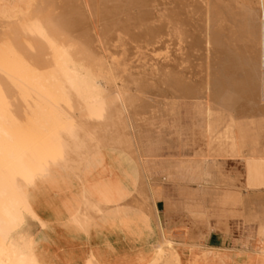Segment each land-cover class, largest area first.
I'll return each mask as SVG.
<instances>
[{
    "label": "rangeland",
    "instance_id": "374dc122",
    "mask_svg": "<svg viewBox=\"0 0 264 264\" xmlns=\"http://www.w3.org/2000/svg\"><path fill=\"white\" fill-rule=\"evenodd\" d=\"M78 1L81 5L77 4L79 7H73V0H45V2L32 0L33 5L26 7L24 15L39 8L41 15L55 14L56 19L59 16L58 19L62 25L64 24L63 28L80 41L82 46L90 49L87 66H75V68L89 87L88 95L96 94L95 106L109 111L111 118L109 116V121H101L102 124L96 125L97 131L101 128L103 130L98 131V134H101L99 136L96 131V135L91 136L84 129L78 130V137L83 140L80 144L75 135L71 137L72 131L76 129L74 117L66 112L58 100H55V104H58L55 115L60 116L61 129L59 130L58 124L54 126L52 122H48L47 140L31 149L25 165L20 169L23 185L27 187L40 183L50 188L47 193L53 189V192L54 190L55 193L57 192V198L64 201L77 197V194L83 190L90 192L95 185L113 182L116 171L143 167L142 172L145 177L143 185L148 184L153 191L156 208L167 234L176 238L183 237L184 231L176 227L181 223L185 226L191 224L194 235L210 247L255 249L256 237L251 236L250 226L245 225L241 218L229 217L226 232L224 229L208 232L201 226L206 219L203 211L205 204L200 199L192 197L185 199V196L187 193L196 195L199 188V184L190 175L192 169H197L195 172L197 176L202 182H206V175L209 172L204 170L206 168L202 160L210 153L218 162V170L222 178L220 190L246 196L248 199L264 197V172L259 155L257 150H249L252 138L264 134L263 17L260 16L259 24L252 28L254 36L245 33L230 36L235 42L225 51L224 37L218 38L217 35L210 36L202 32V22L198 18L201 19L203 6L199 2L197 4L195 0H184L185 6L182 4L183 0H143L144 2L138 7H133L135 12L131 10L130 16L127 17L120 9L123 8L122 5L108 3L107 0L108 4L102 5L97 3L99 0ZM236 1H230L229 7L221 10L220 13H212L210 20L211 26H214L213 33H220L216 28L223 23L225 25L222 26L224 29L221 31L222 34L239 31L241 27L231 26L237 24L242 15ZM41 2L42 4L38 5ZM68 2H70L69 6ZM82 8L87 12L86 19L83 17ZM73 9L76 14L73 13ZM256 10L257 13L261 12L259 8ZM3 11V7H0V49L2 43L6 42L8 35L6 33L10 27V21L3 16ZM230 12L238 15L237 20L230 17ZM75 15L82 16L83 19ZM174 15L182 18L187 15L186 25L183 28L189 30V36L181 44L176 42L170 31L173 27L171 23H174L172 22ZM21 17L19 16L18 20ZM249 20H247V28L244 29L250 32V23L253 22ZM207 44L217 50L214 48L213 51H207L205 49ZM180 45L184 48V52L176 51ZM113 61L115 64L118 61L119 65H125L123 67L118 63L115 65L114 70H117L119 75L123 72L121 70L124 69L125 72L128 70V74L123 72L125 77L122 73V79L138 80L140 90L129 83L131 84V86L128 84L129 91L140 95L144 101H131L127 105L122 99L114 98L113 91H119L122 79L113 83L105 73L107 67L114 63ZM180 76L186 78L188 83L179 82ZM205 92H211L212 95L210 93L207 97L198 95ZM224 93L243 94V96L238 95L237 100L232 101L230 107H225L218 101ZM197 103L201 104L196 107ZM198 109L199 112L217 110L219 118L226 124H222L219 128L215 127L214 131L203 136L194 123L195 119L192 118L193 110ZM241 121H246V124L243 125ZM104 123L111 129L107 125L105 127ZM103 128L105 131L108 129L106 132H110L109 135ZM228 129L232 132H228ZM101 131L104 132V136L106 134L109 137L112 134L111 139L104 137ZM100 136L102 139L105 138L102 141L106 146L108 145L107 148L110 147V152L112 148L115 149L114 146L116 147L115 151L111 152L114 160L119 163L116 168L107 165L108 160L103 155H101L104 158L102 163L100 160L97 163L92 162L96 153L91 154L90 151L98 147ZM108 141H113V146ZM174 162L178 164H175L177 170L174 175H170L167 165ZM97 200L98 197L93 194L88 198L93 205ZM46 214L47 212L40 207L24 213L22 221L10 239V249L15 254L10 264H16L18 258L28 255L31 240H36L44 248L53 250L63 261H66L65 254L80 256L85 250L91 254L96 246H100V243L94 239L73 240L62 227L53 224ZM214 222L215 218H210V223L214 224ZM106 231L112 232L113 229ZM132 264L140 263L133 260ZM142 264H151L150 258H145Z\"/></svg>",
    "mask_w": 264,
    "mask_h": 264
},
{
    "label": "bare ground",
    "instance_id": "6f19581e",
    "mask_svg": "<svg viewBox=\"0 0 264 264\" xmlns=\"http://www.w3.org/2000/svg\"><path fill=\"white\" fill-rule=\"evenodd\" d=\"M195 1L203 6V11H201L203 13L200 14L201 19L198 18L202 22V32L205 35H217L218 38L224 37L223 49L225 51L229 50L235 42V39L230 36L239 33L254 36L252 28L259 24L260 16L264 19V0H237V8L242 11V15L240 21L231 26L241 27L239 31L222 34L221 31L224 30L222 26L225 25L223 23L216 28L220 33H213L214 26H211L210 20L212 13H220L221 10H226L229 7V2L235 0ZM107 2L122 5L123 8L120 9L127 17L130 16L133 7H138L144 1L107 0ZM107 2L106 0L97 1L100 5ZM68 3L69 6L70 2ZM73 3V7H79L77 5L80 4L78 0H73ZM31 4L32 0H0V7L4 9L3 16L10 21V27H8V33H6L8 34L6 42L2 43L0 49L2 52V55L0 54V264L12 263L15 254L10 249L11 236L22 221L24 213L37 207L46 211L53 224L62 227L73 240L88 241L94 239L100 243V246H96L91 254L85 250L80 256L65 254L66 252H64L66 261H63L53 250L44 248L36 240H31L28 255L18 258L16 264H132L133 260L142 264L145 258H150L151 264H264V197L248 199L246 196L243 197L220 190L222 178L219 174L218 162L210 153L202 160V164L206 168L204 170L209 172L206 175V182H202L201 178L197 176V173H195L197 169L191 168L193 172L189 174L199 184V188L196 195L187 193L185 199L187 197L197 198L205 204L203 211L206 219L202 222L203 225L201 223L200 225L208 232L218 229H224L226 232L229 217L241 218L245 225L250 226L251 236L256 237V248L253 250L246 248L242 250L235 247L230 249L210 247L202 243L201 238L194 235L191 224L185 226L181 223L176 227V229L184 231L185 236L183 237L176 238L167 234L156 208V198L153 191L148 184L143 185V182H145L143 180V178L145 179L142 172V170L144 171L143 167L139 168L137 166L129 170L116 171L113 182L95 185L90 192L83 190L77 194V197L64 201L57 198V192L55 193V190L53 192V189L49 191L50 193H47L50 188L40 183L27 187L23 185L20 169L25 165L31 149L47 140L48 122H52L54 126L58 124L59 130L61 129L60 116L55 115L58 107L55 100H58L66 112L74 117L76 129L72 131L71 137L73 138L75 135L77 142L80 144L83 140L78 137V130L84 129L91 136H95L96 132L98 134V131L102 130L99 127L97 131L95 129L96 125L102 124L101 121H109L111 115L106 109L101 110L95 106L94 97L96 94L93 96L88 95L89 87L78 75L75 68V66H87L90 49L82 46L80 41L63 28L64 24L62 25L58 19L59 16L56 19L55 14L51 16L41 15V10H39L40 13L38 11L39 8H35L28 13L29 15H24L27 10L26 7H30ZM41 4L42 2L38 5ZM182 4H184V0ZM192 4L197 5L195 2H192ZM181 7L183 6L181 5ZM256 8L261 9V12L257 13ZM250 9L252 10L249 11ZM73 13L76 14L74 9ZM82 14L86 19L88 15L85 8H82ZM118 14L120 13L118 12ZM229 14L233 20H237L238 15L236 13L230 12ZM56 15L58 14L56 13ZM19 16H22L20 20H18ZM77 17L81 18L82 16ZM172 17L174 23H171L173 27L170 31H172V37L176 42L181 44L189 36V30L183 28L186 25V19L185 17H179V15ZM248 19L253 22V24L250 23V32L244 29L248 26ZM158 24L157 26L160 25ZM214 48L209 44L205 46L207 51ZM176 51L184 52V48L180 45ZM262 51L264 52V45ZM116 64L115 62L110 64L105 70L113 83L122 79L121 75L124 73L128 74V70L126 73L123 69L121 71L124 73L122 72L123 74L120 73L121 75H119L118 71L114 70ZM123 66L125 65L123 64ZM117 69L119 70V67ZM131 76L133 77V75ZM123 79L119 91H113L114 98L122 99L127 105L131 101H144L143 97L129 91L131 86L129 83H132L136 89L141 87L138 80L127 81ZM178 81L182 84L188 83L186 78L181 76L178 77ZM209 93L212 95L211 92L198 93V95L207 97ZM238 95L243 96V94L224 93L221 94V97L219 96L218 101L221 104L223 103V106L230 107L233 104L232 101L237 100ZM200 104L197 103L196 107ZM216 111L199 112V109L193 110L192 118L195 119L194 123L203 136L214 131L217 126L219 128L222 124H226V122L221 121ZM241 123L244 125L246 121H241ZM106 125L105 127L108 126ZM103 129L105 131V128ZM227 131L232 132L231 129ZM102 133L104 136V132ZM99 135L101 134L99 133ZM105 136L107 135L105 134ZM109 137L111 139L112 134ZM100 138L98 147L90 151L91 154L96 153V157L92 162L97 163L100 160L102 163V158L106 157L108 160H106L108 162L106 164L116 168L119 163L114 160L111 154L113 141H108L112 145H109L112 148L110 152V147L107 148L108 145L106 146L102 141L105 138H101V140ZM252 139L249 150H257L264 172V134ZM112 140H114V137ZM114 148L116 149L115 146ZM175 164L178 165L177 162L167 165L170 175L176 173L177 166ZM91 194L98 197V204L93 205L88 201ZM212 217L215 218L214 224L210 223ZM104 229H113V231L110 232Z\"/></svg>",
    "mask_w": 264,
    "mask_h": 264
}]
</instances>
